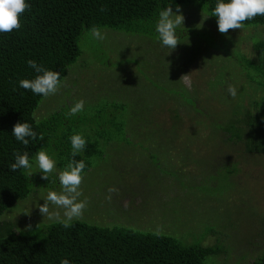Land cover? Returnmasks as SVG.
<instances>
[{
  "label": "rangeland",
  "instance_id": "374dc122",
  "mask_svg": "<svg viewBox=\"0 0 264 264\" xmlns=\"http://www.w3.org/2000/svg\"><path fill=\"white\" fill-rule=\"evenodd\" d=\"M179 9L184 21L179 27L181 42L174 50L162 46L151 29L149 35L133 36L103 28V40L95 39L92 32L83 34L78 62L34 116L41 120L83 100L84 113L100 114L97 120L103 124L107 114L103 109L114 101L111 97L126 102V110L130 102L138 115L137 129L127 127L130 142L114 141L108 147L101 142L104 156L93 159L94 166L83 174L79 187L78 199L87 198L89 204L78 219L165 234H178L184 229L183 221L198 232L213 223L217 232L210 233L204 244L228 248L212 256L215 263L250 264L264 254V154L243 157V149L234 148L235 142L218 132L216 125L227 111H233V105L247 108L251 100L264 96L263 88L252 87L245 96L246 75L240 64L256 57V32L242 27L222 34L218 23L197 7ZM229 79L241 86L234 101L227 96ZM126 110L122 114L127 117ZM74 119L88 121L82 112ZM138 121L147 124L140 128ZM99 122L90 121L82 131L94 140L97 128L91 123ZM215 149L220 161L216 158L213 163ZM59 168L53 171L57 178L66 170ZM30 170L40 172L36 158ZM189 172L194 175L188 176ZM48 178L53 181L51 174ZM51 187H38L2 219L13 211L26 225L60 221L56 219H63L65 210L59 206L49 203L44 216L39 211L50 191H63L59 178L57 187ZM110 188L116 191L109 192Z\"/></svg>",
  "mask_w": 264,
  "mask_h": 264
},
{
  "label": "trees",
  "instance_id": "16d2710c",
  "mask_svg": "<svg viewBox=\"0 0 264 264\" xmlns=\"http://www.w3.org/2000/svg\"><path fill=\"white\" fill-rule=\"evenodd\" d=\"M29 3L30 9L21 17V28L0 33V264H61L65 258L70 264H216L212 256L226 252L228 248L221 244H204L210 233L217 232L213 223L198 232L195 226L189 227L183 221L184 229L178 234H165L140 231L130 225L101 226L84 219H74L67 228L60 222L62 219L51 220L53 222L48 224L42 222L43 225H39L40 222L26 225L25 219L16 217L13 211L2 219L8 210L34 194L38 187L52 186L53 189L58 184L55 172L51 173L53 181L44 179L42 172L37 170L12 172L9 165L14 162L15 153L27 152L33 164L37 153L46 151L57 159V168L62 169L72 161L83 160L86 173L94 166V158L104 156L101 142L107 147L114 141L130 142L127 127L133 125L131 130L137 129L138 115L132 104L127 102L126 110V102L119 101L118 96L111 97L114 101L108 102L103 109L107 113L103 124L97 120L100 114L84 113L85 110L82 113L88 121L75 120L74 116L68 115L72 105H65L38 120L34 113L46 97L19 87L20 80L33 79L37 75L27 61L34 59L45 68L60 72L63 82L70 67L83 53L80 47L83 34L93 32L94 28H108L133 36L149 35L151 29L158 37L155 26L162 7L168 4L172 9L186 5L197 7L217 22V17L211 15L216 0H29ZM243 27H252L256 32L253 35L256 57L240 62L244 64L247 96L249 87L255 91L264 89V16L245 21ZM229 85L241 89L234 80L229 79ZM227 96L234 101L229 93ZM236 96L238 99L239 95ZM189 99L195 103L194 99ZM243 105L240 109L233 105V111H227L224 119H218V132L233 140L234 148L243 149V157L246 153L264 154V96L251 100L247 108ZM124 110L127 117L122 114ZM71 118L80 126L72 125ZM204 118L208 122V115L204 114ZM23 121L32 126L37 137H43L30 139L27 147L16 141L11 133L14 125ZM90 121L99 122L91 123L97 128L94 140L82 131ZM138 123L140 128L147 124ZM108 128L115 129V133L109 132ZM75 134L83 135L87 143L84 150L73 157L70 137ZM217 155L215 149L210 158L213 163L218 160ZM204 162L208 163L207 160ZM29 171L33 174L29 175ZM189 175L194 174L189 172ZM85 201L83 212L89 204L87 198ZM218 232L223 234L221 230ZM250 264H264V254L258 255Z\"/></svg>",
  "mask_w": 264,
  "mask_h": 264
},
{
  "label": "clouds",
  "instance_id": "9594fccd",
  "mask_svg": "<svg viewBox=\"0 0 264 264\" xmlns=\"http://www.w3.org/2000/svg\"><path fill=\"white\" fill-rule=\"evenodd\" d=\"M30 9L29 0H0V33H10L13 30L21 28V17L23 13ZM211 15L217 17L218 31L226 34L229 29H242L245 21H251L257 16H264V0H216L215 7L212 9ZM184 17L177 6L174 12L171 5L162 7L158 14V21L155 31L158 34L159 42L162 46L174 50L180 40L179 27L183 24ZM92 35L97 40L105 38L104 33L98 28H94ZM28 66L37 74L33 79H22L19 81V87L30 90L35 95L48 97L57 92L61 86V73L38 64L34 59L27 61ZM228 93L233 98L237 95V88L229 85ZM85 102L77 101L69 110L68 115L75 116L84 111ZM12 135L16 141L21 142L25 147L30 143V139H42L37 137V133L32 126L26 122H18L12 129ZM72 156L75 157L81 153L86 147V139L81 134H75L70 137ZM15 160L9 165L12 172L19 169L30 170V163L27 152L23 154L15 153ZM36 164L43 174V178L48 180V175L53 173L56 168V161L50 157L46 151H39L36 155ZM86 165L83 160L72 161L67 165L66 170L59 174V183L63 191L57 193L50 191L45 203L39 206L40 213L44 216L48 214V204L59 206L65 211L64 218L60 221L65 228L71 226L74 219H78L83 215L86 207V201L79 200L81 192L79 187L83 179V173ZM29 171V175H32ZM116 191L110 188L109 192ZM61 264H70L68 259H62Z\"/></svg>",
  "mask_w": 264,
  "mask_h": 264
}]
</instances>
